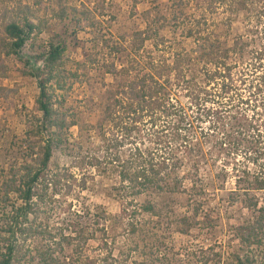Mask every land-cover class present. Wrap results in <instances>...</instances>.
<instances>
[{
    "label": "rangeland",
    "instance_id": "rangeland-1",
    "mask_svg": "<svg viewBox=\"0 0 264 264\" xmlns=\"http://www.w3.org/2000/svg\"><path fill=\"white\" fill-rule=\"evenodd\" d=\"M34 1L0 0V8ZM59 1L46 2L41 17L49 30L40 41L66 40V68L78 74L68 81L67 92L55 94L56 108L76 126L51 162L54 173L69 176L73 190L43 205L33 224L65 235L76 224L92 237L58 250L66 264H236L235 255L247 251L236 230L257 219L253 204L264 198L254 189L264 164V58H254L264 47V19L258 23L264 3L250 0L241 8V0H63L104 15L96 34L76 36L72 19L56 16ZM1 21L0 16V29ZM140 33L149 37L143 46ZM209 50L215 51L213 60L205 63L202 55ZM24 53L31 55L30 49ZM177 61L190 81L191 97L186 84H175ZM4 63L0 182L26 146L40 93L18 58ZM225 67L232 75L229 94L207 77ZM160 74L171 95L166 106L138 115L117 108L116 121L108 117L114 95L127 81ZM140 115L145 118L136 122ZM256 129L263 133L260 140ZM136 148L170 165L161 187L139 195L121 178L140 167ZM148 203L157 216L143 210ZM45 243L40 238L28 245L34 250ZM249 252L264 264V247Z\"/></svg>",
    "mask_w": 264,
    "mask_h": 264
},
{
    "label": "trees",
    "instance_id": "trees-1",
    "mask_svg": "<svg viewBox=\"0 0 264 264\" xmlns=\"http://www.w3.org/2000/svg\"><path fill=\"white\" fill-rule=\"evenodd\" d=\"M52 1L35 0L32 5L20 2L14 7L3 5L0 8L1 24L4 26L0 29V88L7 74L4 61L15 57L28 69V73L25 74L35 78L40 92L36 101L35 122L26 134V146L21 149V153L19 152L9 169L1 174L0 264H25L27 258L30 261L27 264H66L67 258L62 259L58 250L63 252L65 248L74 246L76 242H87L92 238L86 230L80 229L76 224L72 225L71 234L65 235L63 232H53L32 222V218H37L43 205H49L64 191L65 194L70 195L73 190L66 173H54L51 170L55 151L64 147L68 141L69 131L76 126L75 122H69L56 108L55 94L58 91L67 92L68 81L78 77L77 73H72L66 68V53L69 48L66 40L53 36L47 42L40 41L49 30L48 22L43 20L41 15L47 10L46 2ZM249 1L241 0V8H246ZM259 2L264 3V0ZM56 4L59 7L57 18L61 21L72 19L76 27L74 32L76 36L79 31L96 34L100 30L101 17L104 15L98 13L97 9L86 5L69 7L64 5L63 0ZM262 8L264 4L261 7L262 11L259 12L258 23L264 19ZM189 35L193 37L194 33L190 32ZM143 36H145L143 33L137 35L141 46L149 40L147 35ZM28 49L31 55L24 53ZM214 53L213 50L205 51L202 60L205 63L212 62ZM228 54L226 51L225 56ZM254 58L257 60L264 58V47L254 53ZM173 71L176 86L186 84L188 96H193V93H190V81H187L183 75L180 61L174 64ZM216 72L218 75H207L208 81H214L222 87L225 94H229L231 85L228 83L232 81V75L228 73H231V69L225 67ZM158 76L160 78L156 75H144L140 79L127 81L122 93L118 91V95H114V107L110 106L107 109L108 117L116 121L114 118L119 114L117 108H123L127 114L135 111L138 115L140 111L143 113L149 109L159 110L166 106V99L171 95L168 87L162 84V75ZM173 87L174 85L171 88ZM122 94L126 102L119 97ZM144 118L145 116L140 115L134 120L138 122ZM255 135L259 140L263 137L259 129L255 130ZM136 155L141 159L140 167L133 174L122 173L123 182H131L137 195L145 188L161 187L162 173L170 166L167 160L150 159L139 148H136ZM261 171V175L254 178L256 184L254 189L256 192L264 193V164ZM247 174L249 176L250 172ZM238 181L241 182V179ZM240 191L246 190L240 189ZM253 207L258 211L257 219L254 222L250 220L244 223L236 230V237L247 250L245 255L240 253L235 255L236 264H258L256 257L249 251L256 247H264V198L261 203L257 199ZM143 210L152 215L158 214L151 203H148ZM132 231L135 233L137 229L133 226ZM40 238L45 239V245L32 250L28 245L29 241ZM215 256L219 257L218 254Z\"/></svg>",
    "mask_w": 264,
    "mask_h": 264
}]
</instances>
